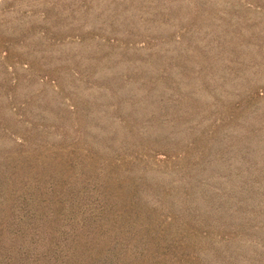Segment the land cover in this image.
<instances>
[{"label":"rangeland","instance_id":"1","mask_svg":"<svg viewBox=\"0 0 264 264\" xmlns=\"http://www.w3.org/2000/svg\"><path fill=\"white\" fill-rule=\"evenodd\" d=\"M0 264H264V0H0Z\"/></svg>","mask_w":264,"mask_h":264}]
</instances>
